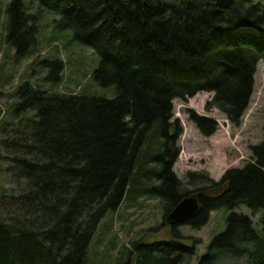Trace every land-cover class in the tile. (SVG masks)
Returning <instances> with one entry per match:
<instances>
[{"label":"trees","instance_id":"trees-1","mask_svg":"<svg viewBox=\"0 0 264 264\" xmlns=\"http://www.w3.org/2000/svg\"><path fill=\"white\" fill-rule=\"evenodd\" d=\"M28 1L9 0L6 8L5 42L15 58L36 57L37 21L51 16L60 34L91 49L93 57H85L99 61L91 76L115 95L52 91L66 72L54 57L38 64L43 85L22 82L8 115L0 110L7 122L0 125L1 145L11 154L5 171L18 189L7 195L16 216L9 210L0 218V264H94L90 249L100 225L125 200L157 197L167 219L192 195L201 211L186 225L195 230L212 212L230 213L200 264L243 258L250 245L251 264H264V230L240 212L264 213V139L251 146L249 164L218 182L203 176L201 187L189 191L173 170L182 128L172 121L174 101L205 92L214 94L208 109L241 124L264 62V0H237L227 10L209 0ZM192 120L205 136L218 128L214 120L194 114ZM177 231L171 242L135 245L136 264L191 263L195 247L183 245Z\"/></svg>","mask_w":264,"mask_h":264},{"label":"rangeland","instance_id":"rangeland-1","mask_svg":"<svg viewBox=\"0 0 264 264\" xmlns=\"http://www.w3.org/2000/svg\"><path fill=\"white\" fill-rule=\"evenodd\" d=\"M26 2L29 3L28 0ZM8 5L9 0L0 1V110L3 114L8 115L11 105L15 103V93L22 82L31 80L36 82L35 85H43L42 78L45 73L39 71L41 68L38 64L44 59L51 60L54 57L65 63L66 72L64 83L52 87V91L86 97H114L113 89H102L91 76L98 67V58L94 62L85 57L92 56L91 49L73 43L66 32L60 34L55 29L54 18L51 16L45 15L37 21L36 57L16 59L15 50L5 42ZM27 6L30 7L31 14L36 13L34 4ZM213 97V93L203 92L193 98L176 100L173 103L172 121H178L182 128V135L176 144L180 153L173 170L189 191L201 187L197 186L203 176L218 182L228 170L243 168L252 161L251 146L258 145L264 139V63L257 66L254 93L239 126L232 124L218 109H208ZM193 114L201 119L214 120L218 125L215 133L205 136L192 120ZM17 118L13 115L10 122L16 123ZM3 122L0 119V125ZM17 127L21 129L20 126ZM3 139V133L0 132V218L6 219L13 213L16 216L9 206L7 195L18 189H13V185L9 184L12 182L11 175L5 171L11 165V154L1 145ZM193 173L198 175L196 180H191L188 176ZM23 190L22 187L21 191ZM240 212L251 217L260 231L264 230L263 225L261 226L263 212L252 215L248 208H242ZM229 214L226 209L212 213L208 225L199 230L189 226L178 228V235L184 245L195 247V257L189 264H200L213 240L226 231ZM165 217L163 202L157 197L144 196L137 200H125L117 212L109 214L102 221L90 249V259L94 264H136L135 257L139 250L135 245L138 244L141 250L146 246L173 241V228L167 225ZM248 248L253 253V246ZM251 253L243 258L225 257L219 264H251ZM188 261L183 259L178 264H188Z\"/></svg>","mask_w":264,"mask_h":264},{"label":"water","instance_id":"water-1","mask_svg":"<svg viewBox=\"0 0 264 264\" xmlns=\"http://www.w3.org/2000/svg\"><path fill=\"white\" fill-rule=\"evenodd\" d=\"M215 3L216 7L227 10L231 8L237 0H209ZM201 211V207L197 197L192 196L186 198L180 205L170 214L168 224L181 225L191 221Z\"/></svg>","mask_w":264,"mask_h":264}]
</instances>
